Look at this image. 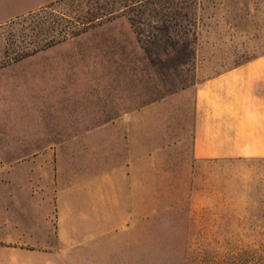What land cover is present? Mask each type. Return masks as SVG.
Masks as SVG:
<instances>
[{
    "label": "crops",
    "instance_id": "1",
    "mask_svg": "<svg viewBox=\"0 0 264 264\" xmlns=\"http://www.w3.org/2000/svg\"><path fill=\"white\" fill-rule=\"evenodd\" d=\"M57 1L0 0V21ZM80 51L43 62V75L59 79L50 93L60 92L64 102L45 122L52 155L26 161L52 164L53 171L31 166L2 189L0 264L140 257L149 216L179 201L195 165L264 158V52L185 91L137 102L129 96L123 45L93 44L86 57ZM51 237L54 246L36 247L52 244Z\"/></svg>",
    "mask_w": 264,
    "mask_h": 264
},
{
    "label": "rangeland",
    "instance_id": "2",
    "mask_svg": "<svg viewBox=\"0 0 264 264\" xmlns=\"http://www.w3.org/2000/svg\"><path fill=\"white\" fill-rule=\"evenodd\" d=\"M186 1L180 14L191 22L170 33L174 45L150 44L152 35L163 32L153 21L137 22L135 7L109 14L121 7L117 0H59L0 21V195L16 182L13 173L31 166L42 174L53 171L52 164L26 161L52 155L45 122L64 102L60 92L50 93L59 79L52 83L43 75L44 61L74 58L77 48L90 56L93 44L123 45L120 54L131 61L124 69L132 80L129 96L152 102L264 52V0ZM257 184L264 185V158L195 165L179 201L149 216L140 257L116 264H264V237L246 224L244 212L254 205L247 194ZM50 242L36 247L54 246V238Z\"/></svg>",
    "mask_w": 264,
    "mask_h": 264
},
{
    "label": "trees",
    "instance_id": "3",
    "mask_svg": "<svg viewBox=\"0 0 264 264\" xmlns=\"http://www.w3.org/2000/svg\"><path fill=\"white\" fill-rule=\"evenodd\" d=\"M121 2V7H111L108 13H113L122 9L135 7L140 17L137 22L145 25H150L154 22L153 27H157L163 32L161 35L154 34L150 44L157 45L161 40L163 44L174 45L171 40V32H179L180 28H185L183 21L188 22L186 13H181L187 7L186 0H117ZM134 9V8H133ZM173 10V11H171ZM178 10V11H177ZM171 14V15H170ZM143 16L144 19H143ZM143 19V21H142ZM135 19L133 18V21ZM191 22V21H190ZM192 23H190L191 25ZM191 31V30H190ZM140 34V31H137ZM25 54V53H24ZM23 56L20 54L19 57ZM250 59V58H249ZM246 59V60H249ZM245 60V61H246ZM242 63V62H241ZM240 64V63H238ZM237 65V64H236ZM250 201L254 203L251 207H246L244 212L248 214L249 221L246 224L251 226L261 237H264V185L257 184L253 186L252 192L247 194Z\"/></svg>",
    "mask_w": 264,
    "mask_h": 264
}]
</instances>
